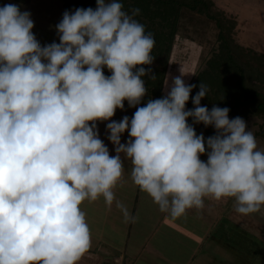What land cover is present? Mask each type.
<instances>
[{
	"label": "clouds",
	"instance_id": "obj_1",
	"mask_svg": "<svg viewBox=\"0 0 264 264\" xmlns=\"http://www.w3.org/2000/svg\"><path fill=\"white\" fill-rule=\"evenodd\" d=\"M96 2L66 11L59 43L43 47L29 12L0 7V264H78L91 247L80 206L101 196L112 204L121 154L134 184L172 218L202 209L206 197L234 198L242 215L264 205V151L241 117L201 106L206 85L186 110L196 85L177 76L166 96L137 107L131 119L112 120L125 101L136 107L147 94L143 65L152 64L155 41L133 19L139 8L129 15L118 0ZM189 117L216 135L205 141ZM103 121H111L115 156L99 138Z\"/></svg>",
	"mask_w": 264,
	"mask_h": 264
},
{
	"label": "rangeland",
	"instance_id": "obj_2",
	"mask_svg": "<svg viewBox=\"0 0 264 264\" xmlns=\"http://www.w3.org/2000/svg\"><path fill=\"white\" fill-rule=\"evenodd\" d=\"M215 2L217 7L224 9L228 15L236 18V40L243 46L264 53V0H215ZM7 4H14L22 12H29L30 17L31 15L38 17L39 22L45 23V25L48 23L47 20L59 18L57 21H60L62 19V0H31L29 4H22L14 0H0V7ZM217 32V27L213 21L197 13L189 11L184 13L167 70V87L165 85L164 88L166 94L170 91L172 80L177 76H182L185 83L190 85L194 75L205 66L206 60L217 48ZM42 35L41 37L44 38V33ZM108 71L106 69V72ZM135 111L124 104V109H117L112 120L119 122L124 116L131 119ZM236 117L231 115L229 119ZM190 118H188L187 123L194 127L197 135L203 134L205 141L207 138L216 135L213 126L205 127L202 123L195 124ZM241 118L246 122L247 129L254 134L258 150L264 151V139L256 134L260 126L259 118ZM110 122H97V129L99 138L109 149L110 155L114 153L115 156V146L108 139L109 132L106 127L107 123ZM122 138H124V143H127L129 140L127 131L122 134ZM200 158L206 162L207 154ZM121 159L124 162V174L113 189L115 199L112 204L109 206L104 197L101 196L95 201L85 200L80 206L86 214V222L90 228V249L95 248L98 251L103 244H109L116 249L120 245L127 244L125 242L128 238V244H132L133 247L152 245L155 242L158 244H177L186 250L183 254L188 257L191 249L198 246V240H202V227L198 229L197 227L201 226V220H204V224L211 221L210 214L216 212V209L214 210L212 207L214 205L205 203L202 209L192 208L185 215L172 218L168 212L160 211L159 206L153 202L152 198L134 184L131 178V162L123 154H121ZM225 201L226 198L225 200L224 198L221 199L220 205L224 217L228 216L232 208L235 209L236 206L234 198H229L226 204ZM118 204L124 205L134 219L126 221L123 212L117 207ZM241 216H237V223H239L236 224L237 235L235 232L230 233L232 236L230 239L231 249L233 251L235 249L236 254L241 256L238 259L234 258L233 264H264V209L254 212L250 218L247 217L249 222L245 221L247 215L241 214ZM161 223H163L162 227L159 226ZM157 229L159 231L156 234L162 236L153 242L149 235H152ZM244 244L257 247L258 250L253 252L248 246L245 248ZM99 253H103V251ZM85 256L78 261V264H118L114 261L116 255L110 256L108 259L99 257V260L98 258L94 260L87 257L86 259ZM222 259L220 258V260Z\"/></svg>",
	"mask_w": 264,
	"mask_h": 264
},
{
	"label": "trees",
	"instance_id": "obj_3",
	"mask_svg": "<svg viewBox=\"0 0 264 264\" xmlns=\"http://www.w3.org/2000/svg\"><path fill=\"white\" fill-rule=\"evenodd\" d=\"M29 4L31 0H14ZM63 14L74 13L77 8L97 7L96 0H62ZM108 2V0H106ZM123 10L132 15L139 8L140 13L133 17L145 27L155 41L152 50L153 62L143 65L148 73L142 77L147 94L136 107H143L150 99L166 96L164 92L167 70L179 33L181 19L186 11L197 13L213 21L217 27V48L206 60L191 80L193 88L186 110L194 109L192 97L200 90V84L207 86V96L201 100V106L211 111L213 106L228 108L229 116L257 117L260 120L257 135L264 139V53L241 45L235 38L237 20L224 9L217 7L215 0H118ZM62 20V19H61ZM104 74L110 76L111 72ZM154 76L155 79L150 77ZM128 105V102H124ZM129 106V105H128ZM191 119V118H190Z\"/></svg>",
	"mask_w": 264,
	"mask_h": 264
},
{
	"label": "crops",
	"instance_id": "obj_4",
	"mask_svg": "<svg viewBox=\"0 0 264 264\" xmlns=\"http://www.w3.org/2000/svg\"><path fill=\"white\" fill-rule=\"evenodd\" d=\"M31 15L30 18L34 19V27L32 29L33 34L35 35L36 39L40 42L41 46L49 45L53 42L59 43V34L57 32L56 26L60 23L59 18L57 20H47V25L45 23L39 22L40 20L38 17ZM45 30V31H43ZM44 33V38L42 34ZM121 143H124V138L121 139ZM114 156V153H111ZM225 200V198H224ZM229 198H226L225 204L228 203ZM209 203L216 209L215 214H210L211 221L209 223L204 224V220H201V226H198L197 229L200 227L202 230V240H198V246L193 247L191 249L190 255L186 257L183 253L186 251L183 247L177 244H158L153 243L152 245H141L140 247H133L132 244H128V238L124 245L118 246L116 249L111 247L109 244H103L98 251L93 248V250L89 249L91 252H87L84 255L85 258H90L96 260L99 257L101 259L107 258L110 256L116 255L115 262L118 264H233L234 258H240L236 254V250L234 251L231 249V232H235L237 235L238 228L236 227L237 223V216H241L238 214L235 209L229 212L228 216H222V208L221 200H215L210 197H206L204 199V204ZM264 209V205L259 209ZM253 213L248 214L245 218L247 219L251 217ZM228 219V220H226ZM245 221H250L246 220ZM261 220V219H260ZM263 220V218H262ZM163 223L159 225L162 227ZM224 224V225H220ZM241 225V224H240ZM242 228V227H241ZM243 231L244 228H242ZM158 229L154 231L152 235H149L151 240L154 242L157 238L161 237L162 235H158ZM241 231V230H239ZM256 234V233H255ZM257 236V234H256ZM230 240V242H228ZM228 244V245H227ZM248 248L254 252V250H258V248H254V246L250 245ZM136 248V249H135ZM103 253H99L102 252ZM106 256V257H105ZM86 258V259H87ZM220 258H223L220 260ZM238 262V260H236Z\"/></svg>",
	"mask_w": 264,
	"mask_h": 264
}]
</instances>
